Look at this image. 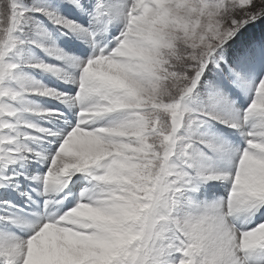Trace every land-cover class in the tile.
I'll use <instances>...</instances> for the list:
<instances>
[{"label":"snow or ice","instance_id":"snow-or-ice-1","mask_svg":"<svg viewBox=\"0 0 264 264\" xmlns=\"http://www.w3.org/2000/svg\"><path fill=\"white\" fill-rule=\"evenodd\" d=\"M0 264H264V0H0Z\"/></svg>","mask_w":264,"mask_h":264}]
</instances>
